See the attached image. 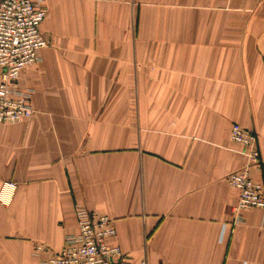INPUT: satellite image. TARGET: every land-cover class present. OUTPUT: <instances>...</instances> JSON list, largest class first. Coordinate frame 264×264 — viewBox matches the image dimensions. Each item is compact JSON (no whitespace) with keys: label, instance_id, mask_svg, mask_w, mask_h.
<instances>
[{"label":"crops","instance_id":"0c3cea01","mask_svg":"<svg viewBox=\"0 0 264 264\" xmlns=\"http://www.w3.org/2000/svg\"><path fill=\"white\" fill-rule=\"evenodd\" d=\"M23 69L34 115L0 123V264H46L106 214L120 264H264V209L236 217L230 173L254 131L264 185V0H45ZM1 71V68H0ZM228 223L224 237L222 228Z\"/></svg>","mask_w":264,"mask_h":264},{"label":"built area","instance_id":"2783aa9c","mask_svg":"<svg viewBox=\"0 0 264 264\" xmlns=\"http://www.w3.org/2000/svg\"><path fill=\"white\" fill-rule=\"evenodd\" d=\"M45 0H0V123H16L31 118L33 89L19 85L24 68L41 59L40 50L49 43L41 24L47 15ZM231 139L245 147L246 164L229 174L230 185L239 191L235 205L233 226L242 221L243 210L264 209V185L252 178L250 170L260 163V150L254 131L234 123ZM16 183L5 181L0 189V200L6 202ZM78 230L67 234L61 250L52 253L46 264H120L122 249L111 240L117 230L106 214L96 213L76 204ZM228 223L222 228L225 236Z\"/></svg>","mask_w":264,"mask_h":264}]
</instances>
